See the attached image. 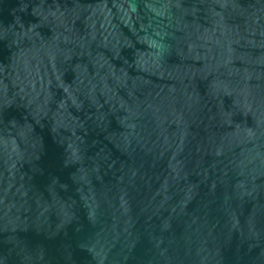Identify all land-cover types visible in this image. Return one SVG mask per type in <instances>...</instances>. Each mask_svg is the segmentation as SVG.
<instances>
[{"label": "water", "instance_id": "1", "mask_svg": "<svg viewBox=\"0 0 264 264\" xmlns=\"http://www.w3.org/2000/svg\"><path fill=\"white\" fill-rule=\"evenodd\" d=\"M0 264H264V0H0Z\"/></svg>", "mask_w": 264, "mask_h": 264}]
</instances>
